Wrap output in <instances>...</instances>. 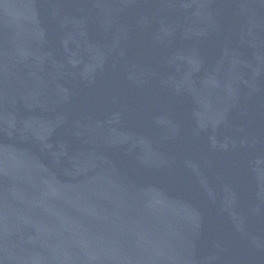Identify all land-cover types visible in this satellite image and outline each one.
<instances>
[{
	"label": "water",
	"instance_id": "obj_1",
	"mask_svg": "<svg viewBox=\"0 0 264 264\" xmlns=\"http://www.w3.org/2000/svg\"><path fill=\"white\" fill-rule=\"evenodd\" d=\"M0 264H264V0H0Z\"/></svg>",
	"mask_w": 264,
	"mask_h": 264
}]
</instances>
